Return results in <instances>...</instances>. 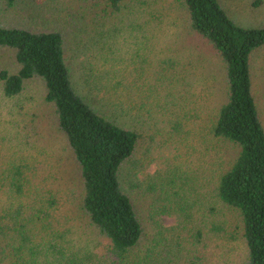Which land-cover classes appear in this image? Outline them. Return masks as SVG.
Segmentation results:
<instances>
[{
	"label": "trees",
	"instance_id": "trees-1",
	"mask_svg": "<svg viewBox=\"0 0 264 264\" xmlns=\"http://www.w3.org/2000/svg\"><path fill=\"white\" fill-rule=\"evenodd\" d=\"M76 1V14L70 13L71 25L78 29L92 25L91 30L102 40L110 36L117 41L118 33H127L118 42L125 48L136 46L138 60L133 68L139 78L143 73L146 79L135 88L134 103L124 93L127 77L122 76L115 84L104 79L109 84L101 83L100 96L112 95V100L105 101L113 108L108 112L97 110L72 86L61 26L10 24L8 15L19 0H0V51L11 59L9 66L0 63V150L11 151L1 160L0 236H26L23 242L31 243L27 236L50 237L49 242L44 240L42 250H29L31 264H41L47 258L57 264H129L128 254L139 246L145 231L133 200L121 187L120 171L134 153L140 136L126 121L119 122L112 115L115 108L142 111L146 102L143 97L151 94L153 110L159 108L156 112L161 113L162 120L165 117L173 131L188 123L184 121L186 114L177 111L171 91L166 90H173V80L164 94L159 93L154 78L142 65H151L149 52L157 56V47H168L156 38L155 26L165 21L161 30L172 43H178L182 33L181 42L187 40L194 49L202 48L208 53L204 54L207 60L211 57L219 63L211 71L204 70L203 64L194 70L196 77L204 78L198 83L202 88L211 83L212 91L218 92L216 105L207 114L206 127L194 130L195 138L205 143V150L212 151V165L217 158L226 163L210 172L205 215L189 236H211L214 249L237 242V249L242 250L237 264H264V126L251 84V58L254 50L264 47V26L239 25L219 0ZM74 5L71 1L69 8ZM70 28L74 27L68 26L67 30ZM137 32L143 34L140 39L135 37ZM117 50L112 44L102 55L115 73L112 75L122 72L116 65H129L122 61L125 57L114 59L119 56ZM189 57L181 64L183 69L191 65ZM179 63V57L162 60L169 78L171 72L167 69ZM175 73L176 80L182 81L184 77ZM173 77L171 74L170 79ZM29 82L40 96V104L52 115L51 122L46 115L51 130L63 140L67 182L58 169L62 157L55 150V137L41 128V123L35 124L41 114L31 112L25 101L20 102L21 94L30 88ZM125 96L130 109L122 102ZM223 146L229 147L226 158ZM51 156L53 164L46 160ZM36 163L50 165L52 173L44 170L32 187L34 182L24 177V170L31 172ZM22 183L31 185V190L21 188ZM23 195L24 199L31 197L28 204L19 201ZM68 236H100L108 242L106 255H94L81 244L72 247L73 240L67 241ZM39 242L38 246L43 240ZM215 252L212 263L220 264L222 257ZM221 261L227 264V260Z\"/></svg>",
	"mask_w": 264,
	"mask_h": 264
},
{
	"label": "rangeland",
	"instance_id": "rangeland-1",
	"mask_svg": "<svg viewBox=\"0 0 264 264\" xmlns=\"http://www.w3.org/2000/svg\"><path fill=\"white\" fill-rule=\"evenodd\" d=\"M71 1L75 3L73 8H69ZM219 2L229 16L239 25L243 27L264 26V0H219ZM77 4L76 0H19L14 11L12 10L8 15V23L23 22L32 26H61L66 38L65 58L74 90L83 98L85 97L84 99L87 102L93 103L97 110L108 112L113 108V104L106 101L112 100L113 96L105 94L102 98L100 87L102 84H109L104 79L113 80L115 84L116 81L120 82L119 79L124 76L128 80L124 93H127L128 100L134 103L137 94L135 88L137 89L146 79L143 73L139 78V72L133 68L138 60L134 54L136 46L130 45L129 48H125L118 42V38L127 36V33L121 35L117 32L119 34L116 37L117 41L116 39L112 40L110 36L106 37L111 40L108 43L106 38L100 39V36L91 30L90 26L92 25H89L88 28L82 25L80 29H78L79 26H72L70 13L76 14ZM165 23L164 21L161 26H155L158 34L156 38L161 45L166 44L168 47H162L163 50L157 47L155 49L157 56H151L149 52L151 65L145 63H142V65L145 66L146 70L148 69V73L154 78L153 83L155 87H158L156 91L159 93L164 94L165 87L173 80V90L171 88L166 90L171 91V96L174 97V105L178 108L177 111L181 110L186 114L184 121L188 123L186 126L184 125L185 127H178L176 132L173 131L170 123L165 121V117L162 120L161 113L156 112L159 108L153 110L152 106L155 103L151 94L147 98L143 97V101L145 102L146 99V102L142 111L138 112L133 107L131 108V105L126 104L125 96L122 102L126 109L131 108L130 112L115 108L112 115L119 122L126 121L128 127L136 130L140 136L134 153L120 171L121 187L133 200L145 231V236L142 237L139 246L128 254L130 257L129 264H214L212 263L214 250L216 251L215 254L222 257L219 261L220 264H225V261H221L224 259L227 260V264H237L239 252L242 251L237 249V242L214 249L211 236H189V233L193 234V230L197 228L202 214L205 213L204 210L208 203L207 191L211 186L209 180L212 169L224 167L226 163L217 158L213 167L212 160H209L212 151L205 150V143L195 138L196 131L194 130L195 128L200 130L206 127L209 117H207V114L216 105L218 99V92L212 91L213 84L202 83L204 88L198 84L204 78L196 77L194 70L196 66L203 64L204 70L209 69L211 71V69L217 68L219 63L218 61L213 62L211 57L207 60L204 54L208 53L201 50L202 48L194 49L187 40L184 43L181 42L180 36H182V33L178 37V43H172L161 30ZM68 26L74 28H70V31H68ZM142 35L141 32H137L135 37L140 39ZM112 44L117 46V52H119V56L116 55L114 59L125 57L126 60L123 59L122 61L124 63L129 62L127 68L123 66V63L116 65L119 69L122 68V72L117 71V75H112L115 73L102 58L103 53L109 52V46ZM188 55L190 56L189 63L191 65L188 69H183L181 64ZM167 56L171 58L179 57L180 59L178 65L167 69L170 70L171 74H174L172 79H170L171 74L169 78L164 69L165 67L162 65V60ZM157 57L158 59H156ZM0 63L2 66L11 64L10 57L1 51ZM111 72L112 74H110ZM175 72H179L180 76L184 77L182 81L176 80L178 77ZM32 83L27 84L30 88L21 94L20 102L24 103L25 101L24 104L30 106L31 112L41 114L40 118L36 119L35 124L41 123V128L46 129L55 137V150L62 157L58 169L64 177L63 181L67 182L68 173L64 171L67 163L63 159L67 154L64 151L63 140L54 130H51L52 123L49 126L46 115L50 122L52 115L45 105L40 104V96L36 94ZM251 84L252 94L264 126V47L254 50L252 54ZM170 86H172L171 83ZM171 110L174 112V109ZM172 114L174 115V113ZM211 145L213 148V144ZM4 147H6V144ZM223 148L225 150L223 152L225 154L224 158H226L229 147L223 146ZM220 150H222V147H220ZM31 152L35 153L34 148ZM9 153L5 148L0 150V170L3 167L1 160ZM46 160L53 164L52 156L46 158ZM46 169L52 173L50 165L40 164L38 166L36 163V166L31 168V172L24 170V177L32 178L34 183L31 184L33 187L36 181L39 180L38 175H41ZM21 188L31 190V185L29 187L27 183H22ZM26 194L30 195L29 193ZM25 197L23 195L19 201L28 204L31 197L24 199ZM198 219L196 227L192 226ZM154 234L158 236H153ZM25 237L0 236V264H31L29 261L33 258L29 250H42L41 246L45 244L44 240L47 243L51 239L50 237L43 238L45 236H27L29 241H32L31 243L23 242ZM40 240H43V242L38 246ZM70 240H73L70 243L72 247L81 244L86 249H91L94 255L99 254L101 256L103 253L106 255L108 242L100 236H68L67 241ZM201 252L204 255L202 257ZM43 255L41 253V257ZM24 256H27V258H24ZM41 264L57 263L47 258L46 262Z\"/></svg>",
	"mask_w": 264,
	"mask_h": 264
}]
</instances>
